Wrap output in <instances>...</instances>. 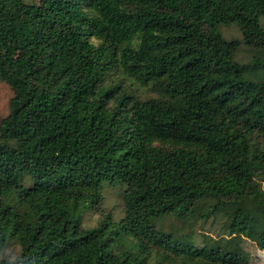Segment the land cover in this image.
<instances>
[{
	"label": "trees",
	"instance_id": "1",
	"mask_svg": "<svg viewBox=\"0 0 264 264\" xmlns=\"http://www.w3.org/2000/svg\"><path fill=\"white\" fill-rule=\"evenodd\" d=\"M0 81V264H247L152 222L204 197L264 251V0H0Z\"/></svg>",
	"mask_w": 264,
	"mask_h": 264
},
{
	"label": "rangeland",
	"instance_id": "2",
	"mask_svg": "<svg viewBox=\"0 0 264 264\" xmlns=\"http://www.w3.org/2000/svg\"><path fill=\"white\" fill-rule=\"evenodd\" d=\"M25 1L36 2V0ZM227 28L228 27L224 26L222 30L227 33V30H225ZM230 31L232 33L235 32L233 28H230ZM233 36L236 37L237 35L234 34ZM10 97L11 90L9 86L0 81V118L8 111ZM256 181V196H244L241 205L253 216L256 225L260 228L263 220L261 211L264 208V175H257ZM224 185L233 190L240 191L244 187V182L233 178H227L224 181ZM123 189L124 186L121 183L115 185L105 183L102 188V194L104 197L101 203L97 206L98 208H89L85 213V226L94 228L102 211L111 210L113 216L119 218L123 213L122 200L119 195L120 192L122 193ZM213 203L214 200L211 197H204L200 199L188 213L181 217H174L173 215L165 214L154 218L152 222L159 230L172 233L176 239L184 243H192L195 245L203 244L208 246L220 245L224 250L230 251L238 249L241 253L247 252L251 254V259L247 261V264H264V251L260 252L258 259H255L257 256L254 254V245H256L255 238H242L229 231V225L232 218L230 213L235 208L234 205L222 206L216 212L210 214L206 219L199 217V213L205 211ZM92 235L93 233L89 236L92 237ZM250 244L252 245L250 246ZM197 264L214 263L203 258H198Z\"/></svg>",
	"mask_w": 264,
	"mask_h": 264
}]
</instances>
